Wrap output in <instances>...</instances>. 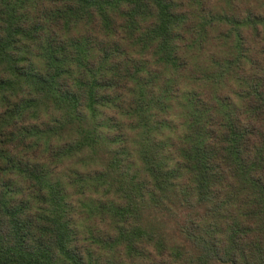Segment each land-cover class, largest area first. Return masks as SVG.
Segmentation results:
<instances>
[{
    "label": "trees",
    "instance_id": "16d2710c",
    "mask_svg": "<svg viewBox=\"0 0 264 264\" xmlns=\"http://www.w3.org/2000/svg\"><path fill=\"white\" fill-rule=\"evenodd\" d=\"M0 264H264V0H0Z\"/></svg>",
    "mask_w": 264,
    "mask_h": 264
}]
</instances>
